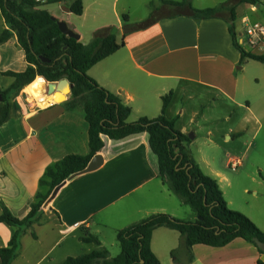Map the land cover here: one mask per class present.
Segmentation results:
<instances>
[{"label":"crops","instance_id":"0c3cea01","mask_svg":"<svg viewBox=\"0 0 264 264\" xmlns=\"http://www.w3.org/2000/svg\"><path fill=\"white\" fill-rule=\"evenodd\" d=\"M194 1L191 0L192 7ZM243 5L246 8L237 11ZM262 5L264 0L256 5L240 4L236 8L237 21L248 18V12L257 13ZM120 26L121 23V31ZM3 29H7V25L0 12V31ZM121 41V44L117 42L120 48L115 53L96 63L87 74L131 109L128 122L141 117L157 118L162 113V98L172 93L165 117L176 119V130L187 135L184 126L180 129L177 126L184 111L174 107L182 84L202 88L231 102L236 100L240 89V53L233 46L223 17L195 20L182 14L165 15L145 29L122 34ZM26 67L24 52L13 34L0 45V90L13 82V78L2 73L23 72ZM40 79L27 87H32L34 103L40 107H18L16 114L0 127V215L3 204L19 220L27 216L38 194H47L48 187L40 186L39 180L48 166L67 155L89 153L82 108L66 109L65 101L70 93L65 98L60 93L62 99L57 98L58 93H34V86L45 82ZM101 139L104 146L99 153L103 156V164L93 172L75 176L62 184L47 207L42 206L39 219L21 235L11 264H60L76 255H70V249L58 251L59 248L70 238L76 248L83 243L80 234L86 232L106 249L107 230L116 235L118 230L153 214H168L183 221L196 220L159 178L157 157L149 147L147 133L122 140L106 136ZM216 181L219 185L220 180ZM15 231L16 227L0 223V248L7 246ZM157 239H161L165 250L172 253L173 239L181 243V238L178 232L167 228L153 231L151 250L163 264L155 248ZM84 244L94 246L88 253L99 249L94 243ZM185 254L182 263L173 261V264H257L258 260L264 264V255L239 238L221 248L194 245L191 262L190 254L186 251ZM109 257L113 258L110 254Z\"/></svg>","mask_w":264,"mask_h":264},{"label":"trees","instance_id":"16d2710c","mask_svg":"<svg viewBox=\"0 0 264 264\" xmlns=\"http://www.w3.org/2000/svg\"><path fill=\"white\" fill-rule=\"evenodd\" d=\"M49 0L47 3H57ZM69 2L70 13H83L81 0ZM162 11L155 8L149 17L134 25H127L128 17L122 16L124 34L145 29L158 18L182 14L195 20L223 17L228 25L233 46L240 53L239 66L252 60L264 64V55H255L238 44L236 8L240 4L256 5L259 0H231L216 8L195 9L191 0H160ZM46 3V4H47ZM150 8H153L151 3ZM30 0H0V12L7 29L0 31V45L14 34L18 46L23 50L27 67L23 72L6 71L3 76L13 78L11 85L0 90V127L17 109L9 98L16 96L36 79L57 82L66 79L71 85L70 98L65 101L67 110L81 107L88 129L87 155H67L48 166L40 186L48 187L45 195L38 194L30 206L27 216L15 218L2 204L0 223L16 227V231L4 248H0L1 264H11L17 254L21 235L39 219L41 208L52 190L64 183L71 175L83 170L91 158L101 152V136L111 140H122L132 135L148 134L149 147L157 157L159 178L162 183L184 205L196 215L195 221H183L168 214H153L116 232L120 253L109 257L99 240L86 232L83 243H94L99 249L77 257H68L60 264H160L151 250L153 231L167 228L179 233L181 245L190 254L194 245L221 248L235 239H242L255 246L264 255V231L260 230L243 214L230 210L216 179L206 175L199 165L185 152L184 144L190 139L175 128L176 119H167L164 111L172 99V93L162 98V113L154 119L141 117L128 122L131 109L121 99L99 86L88 74V70L99 61L115 53L120 45L111 27L99 30L88 45L63 35L57 26V19ZM46 59L47 61H43ZM40 77V78H37ZM43 80V81H44ZM33 237H35L33 235ZM257 264H263L261 260Z\"/></svg>","mask_w":264,"mask_h":264},{"label":"rangeland","instance_id":"374dc122","mask_svg":"<svg viewBox=\"0 0 264 264\" xmlns=\"http://www.w3.org/2000/svg\"><path fill=\"white\" fill-rule=\"evenodd\" d=\"M81 1L83 13L80 16L62 9L63 6L68 9L69 2L66 0L43 4L40 8L81 35L80 42L83 45L90 44L94 32L103 27H111L117 36V42L121 44L125 25L123 15L128 17L127 25H134L146 20L155 8L162 11L160 0ZM228 1L231 0H196L193 6L197 9L216 8ZM151 3L153 8L149 6ZM244 8L246 6H239L237 11ZM263 14L264 5L257 13H246L250 20L264 24ZM238 72L240 89L234 102L202 88L182 84L180 94L174 102L177 111H184L177 126L179 129L184 126L188 130L187 135L192 136L184 144L186 153L206 175L220 180L219 186L228 208L243 214L264 231V64L249 60L241 65ZM25 88L18 95L9 98L11 105L16 109L25 105L39 108L40 104L34 103L36 100L33 96H28ZM2 103L1 99L0 104ZM229 160H240L241 165L234 169L230 167ZM183 209L196 217L188 206H183ZM104 240L109 254L117 256L120 250L116 235L107 230ZM173 241L172 253L165 250L161 239L156 241L155 248L163 264H173V261L182 263L186 259L185 248L178 239ZM72 243L70 238L58 251L70 249V255H76L71 257H77L94 248L93 245L84 243L75 248Z\"/></svg>","mask_w":264,"mask_h":264},{"label":"water","instance_id":"95a60500","mask_svg":"<svg viewBox=\"0 0 264 264\" xmlns=\"http://www.w3.org/2000/svg\"><path fill=\"white\" fill-rule=\"evenodd\" d=\"M64 11L69 12V10L67 8H64ZM51 18L55 19L54 17H51ZM57 26H58L59 31L63 35L67 36L68 38H72V39H74L76 41H79V39H80L79 34L75 33L71 29H69V27L64 22L57 21ZM43 61H47V60L43 59ZM63 84H67L68 85V93H70V91L72 89V85L66 79H61V80H59L57 82H46L45 81V85H44L43 90H42L41 93L45 94V95H52L54 93H58V92L61 91V89H62L61 87L63 86ZM1 99L2 98H1V95H0V101H1ZM187 137L190 140L192 139L191 135H187ZM102 164H103V156L100 153H98V154L94 155L91 158V160L88 162V164L86 165V167L83 170L71 175L67 180H70V179L74 178L75 176H78V175H81V174H86V173L93 172V171L97 170ZM62 184L57 186V187H55L52 190L51 194L49 195V197L47 198V200L43 204V206L45 208L52 201V199L55 197V195L59 191V189L62 186Z\"/></svg>","mask_w":264,"mask_h":264},{"label":"built area","instance_id":"2783aa9c","mask_svg":"<svg viewBox=\"0 0 264 264\" xmlns=\"http://www.w3.org/2000/svg\"><path fill=\"white\" fill-rule=\"evenodd\" d=\"M30 1L43 5L49 0ZM237 26L239 27V29H236L238 44L250 51L256 52L258 55H264V24L242 17L237 21ZM240 164V160H232L229 163L230 167L234 169Z\"/></svg>","mask_w":264,"mask_h":264},{"label":"bare ground","instance_id":"6f19581e","mask_svg":"<svg viewBox=\"0 0 264 264\" xmlns=\"http://www.w3.org/2000/svg\"><path fill=\"white\" fill-rule=\"evenodd\" d=\"M44 85H45V82L42 83L40 86H39V84H36V85L34 86V93H35V91L41 93V91H42ZM61 88H62L61 91L58 92V96H57L58 99H62V98H63L62 94H60V93H63V94H64V98H65V95H66V91H67V93H68V85H67V84H63V86H62ZM32 93H33V92H32V87L27 88V94H28V96H29V95H30V96H33ZM54 94H56V93H54ZM63 100H64V99H63ZM47 101H48V99L45 100V102H47ZM38 103H40V102L38 101ZM46 105H47V104H46ZM46 105H45V106H46Z\"/></svg>","mask_w":264,"mask_h":264}]
</instances>
